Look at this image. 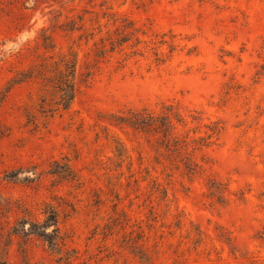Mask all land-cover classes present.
<instances>
[{
  "label": "rangeland",
  "instance_id": "1",
  "mask_svg": "<svg viewBox=\"0 0 264 264\" xmlns=\"http://www.w3.org/2000/svg\"><path fill=\"white\" fill-rule=\"evenodd\" d=\"M262 66L264 0H0V264H264Z\"/></svg>",
  "mask_w": 264,
  "mask_h": 264
},
{
  "label": "trees",
  "instance_id": "2",
  "mask_svg": "<svg viewBox=\"0 0 264 264\" xmlns=\"http://www.w3.org/2000/svg\"><path fill=\"white\" fill-rule=\"evenodd\" d=\"M264 73V66H262V74ZM75 86L69 85L68 90L65 91V94L62 97V101L64 103V109H68L75 97ZM165 106H163L164 110L162 113L160 114H147L145 113L147 110H143L140 112H135L133 113L134 117H135V121L138 124L137 128L138 129H144L148 124V123H152L154 124V126H151L153 128V131L155 132V135L157 134H161L162 137L160 138L162 141H164L163 143L166 145L167 148L169 149H173L175 151L179 150V154L184 153V155L182 157V160L185 162L186 167L188 168V173L190 175H194L196 174V166L193 165V161H191L190 159V155L186 153L184 146H180L178 137L175 136V125L173 124L172 120L173 118H175L176 116H178V123L183 122V118L182 116L178 113L174 112V108H172V106H167L166 104H163ZM149 118V119H148ZM122 119H124L125 121H128L129 118L127 117H123ZM147 129V128H146ZM145 129V130H146ZM210 133L202 138L201 140H203L206 145L208 144H212L213 139L217 136L220 135L222 128H217V126L214 127H210L209 128ZM205 144H203L204 146Z\"/></svg>",
  "mask_w": 264,
  "mask_h": 264
}]
</instances>
